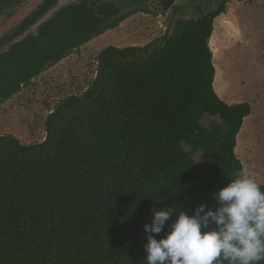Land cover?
I'll return each mask as SVG.
<instances>
[{"label": "trees", "instance_id": "obj_1", "mask_svg": "<svg viewBox=\"0 0 264 264\" xmlns=\"http://www.w3.org/2000/svg\"><path fill=\"white\" fill-rule=\"evenodd\" d=\"M28 1L0 0V22ZM61 1L42 0L0 37V105L130 16L175 8ZM228 2L175 15L146 47L102 50L90 86L46 117L42 142L0 137V264H145L153 211L173 205L191 215L215 204L213 194L243 171L234 150L251 112L213 88L209 40Z\"/></svg>", "mask_w": 264, "mask_h": 264}, {"label": "rangeland", "instance_id": "obj_2", "mask_svg": "<svg viewBox=\"0 0 264 264\" xmlns=\"http://www.w3.org/2000/svg\"><path fill=\"white\" fill-rule=\"evenodd\" d=\"M77 1L62 0L58 6ZM41 2L30 0L12 18L0 22V37L14 27L20 18L30 15ZM193 8L186 9V0H175V8L165 14L139 12L116 29L85 44L78 52L38 76L30 87L0 105V137L12 135L24 144L42 142L45 138L46 117L62 99L80 96L90 86L96 77L97 56L102 50L108 47H146L166 34L175 15L196 17ZM144 9H156L160 13L155 2ZM220 20L226 30V51L223 55L225 60H230L228 56L231 58V64L227 63L229 68L221 72L224 80L229 77L227 92L234 97L229 102L249 104L252 116L243 121H247L249 129H243L245 123L242 124L240 141L239 134L236 137L239 153L235 148V155L243 172L254 174L257 182L264 186V0H229ZM216 74L215 68V77ZM218 98L228 104L227 100ZM212 122L213 119L206 116L201 119L204 126ZM250 138L254 141L251 147L248 145ZM194 160L200 162L199 154L194 156Z\"/></svg>", "mask_w": 264, "mask_h": 264}, {"label": "clouds", "instance_id": "obj_3", "mask_svg": "<svg viewBox=\"0 0 264 264\" xmlns=\"http://www.w3.org/2000/svg\"><path fill=\"white\" fill-rule=\"evenodd\" d=\"M213 199L191 215L173 205L153 211L144 225L145 264H262L264 188L254 174L242 171Z\"/></svg>", "mask_w": 264, "mask_h": 264}, {"label": "bare ground", "instance_id": "obj_4", "mask_svg": "<svg viewBox=\"0 0 264 264\" xmlns=\"http://www.w3.org/2000/svg\"><path fill=\"white\" fill-rule=\"evenodd\" d=\"M225 32H226V30L224 28L223 21L220 20V17L219 18L217 17L215 22H214L213 32H212V35H211V38H210V41H209V48H210L211 53H212L213 64H214V66H215V68L217 70V77L214 80V84H213L214 85V89H215V91H216L218 96H220L222 98H225L228 101H232L234 99V97H232L227 92L229 77L227 78V80H224V74H221V72L224 69H226L227 67L229 68V65L227 63L231 64V61H230L231 58L228 56V58L230 60H225V56H224L225 54L223 55V53L226 51L224 49L225 48V45H224L225 44V35H226ZM251 117L252 116L249 115L247 119H250ZM246 122H244L245 124L243 123L244 124L243 129H245L246 127L248 128V124ZM241 132L238 135L239 136V141H240ZM248 140H249L248 141V145L251 147V145H252V143H254V141L252 140L253 141L252 142L251 138L248 139ZM238 143H240V142H238ZM246 147L249 148L247 145H246ZM236 150L238 152V150H239L238 145L236 147Z\"/></svg>", "mask_w": 264, "mask_h": 264}, {"label": "water", "instance_id": "obj_5", "mask_svg": "<svg viewBox=\"0 0 264 264\" xmlns=\"http://www.w3.org/2000/svg\"><path fill=\"white\" fill-rule=\"evenodd\" d=\"M104 1H112L116 3V5L123 11L131 12L137 7H147L148 4L152 2H156L157 0H104ZM224 0H186V9L190 10L196 5L203 3H217L222 2Z\"/></svg>", "mask_w": 264, "mask_h": 264}, {"label": "crops", "instance_id": "obj_6", "mask_svg": "<svg viewBox=\"0 0 264 264\" xmlns=\"http://www.w3.org/2000/svg\"><path fill=\"white\" fill-rule=\"evenodd\" d=\"M260 1V0H259ZM223 16V14L222 15H220V16H218V18L219 17H222ZM216 20V19H215ZM215 20H214V22H215ZM210 41V40H209ZM212 63H213V57H212ZM214 65V64H213ZM217 71V70H216ZM216 77H217V74H216ZM216 77H215V79H216ZM214 79V80H215ZM229 80V79H228ZM214 84V83H213ZM213 88H214V85H213ZM214 91H215V89H214ZM216 92V91H215ZM217 94V93H216ZM220 97V96H219ZM220 98H222V97H220ZM223 99H225V98H223ZM226 100V99H225ZM227 103L228 104H235L236 102H234V103H232V102H229L228 100H227ZM248 118V117H247ZM247 118H245L244 120H246ZM248 120V119H247ZM235 151V150H234Z\"/></svg>", "mask_w": 264, "mask_h": 264}, {"label": "flooded vegetation", "instance_id": "obj_7", "mask_svg": "<svg viewBox=\"0 0 264 264\" xmlns=\"http://www.w3.org/2000/svg\"><path fill=\"white\" fill-rule=\"evenodd\" d=\"M212 5V4H211ZM11 30H13L14 29V27H12V28H10ZM8 32V31H7ZM7 33L5 32V35H6Z\"/></svg>", "mask_w": 264, "mask_h": 264}]
</instances>
